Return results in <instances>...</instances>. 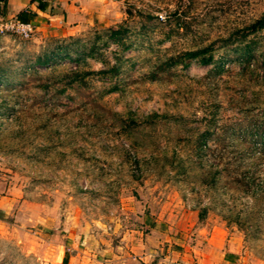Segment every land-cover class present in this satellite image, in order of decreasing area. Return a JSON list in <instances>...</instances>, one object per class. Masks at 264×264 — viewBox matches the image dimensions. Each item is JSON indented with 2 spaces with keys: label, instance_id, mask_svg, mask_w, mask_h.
<instances>
[{
  "label": "rangeland",
  "instance_id": "rangeland-1",
  "mask_svg": "<svg viewBox=\"0 0 264 264\" xmlns=\"http://www.w3.org/2000/svg\"><path fill=\"white\" fill-rule=\"evenodd\" d=\"M76 3L73 33L0 37V264H143L206 231L264 264V0Z\"/></svg>",
  "mask_w": 264,
  "mask_h": 264
},
{
  "label": "crops",
  "instance_id": "crops-1",
  "mask_svg": "<svg viewBox=\"0 0 264 264\" xmlns=\"http://www.w3.org/2000/svg\"><path fill=\"white\" fill-rule=\"evenodd\" d=\"M76 2L77 0H0V19L14 16L18 19L22 18L21 21L34 23L37 29L53 31L56 29L63 34H70L80 25L81 13L77 11ZM168 237L176 242L180 240L175 236L157 232L152 234L155 248L149 246L147 241L137 243L141 262L143 264H235L230 262L229 255H226L227 252H233L232 248L223 250L222 237L215 232L206 231L202 237L195 239L194 245L187 244L186 249L183 250L172 248L171 245H168V249L162 248L160 239L167 240ZM201 241L204 243L202 248L201 245L199 246Z\"/></svg>",
  "mask_w": 264,
  "mask_h": 264
},
{
  "label": "built area",
  "instance_id": "built-area-1",
  "mask_svg": "<svg viewBox=\"0 0 264 264\" xmlns=\"http://www.w3.org/2000/svg\"><path fill=\"white\" fill-rule=\"evenodd\" d=\"M35 30L36 25L34 23L21 21L14 16L0 19V37L17 35L22 38H29Z\"/></svg>",
  "mask_w": 264,
  "mask_h": 264
},
{
  "label": "trees",
  "instance_id": "trees-1",
  "mask_svg": "<svg viewBox=\"0 0 264 264\" xmlns=\"http://www.w3.org/2000/svg\"><path fill=\"white\" fill-rule=\"evenodd\" d=\"M20 20H22V18H20ZM264 26V17H262V18H260V19H258L257 21H255L254 23H252L250 26H249V28H250V30H252V31H254V30H257V29H259V28H262ZM204 52V50H196V51H191V52H189L188 53V55L190 56V57H192V58H195V57H197V56H199L201 53H203ZM211 60V57L210 56H208V57H203L202 58V62H204V63H207V62H209Z\"/></svg>",
  "mask_w": 264,
  "mask_h": 264
}]
</instances>
